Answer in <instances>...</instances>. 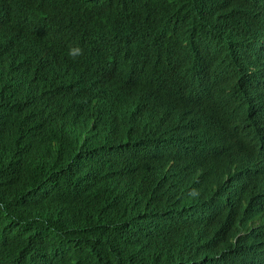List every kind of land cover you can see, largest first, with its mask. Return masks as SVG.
Returning <instances> with one entry per match:
<instances>
[{
	"label": "trees",
	"instance_id": "trees-1",
	"mask_svg": "<svg viewBox=\"0 0 264 264\" xmlns=\"http://www.w3.org/2000/svg\"><path fill=\"white\" fill-rule=\"evenodd\" d=\"M101 1L0 0L15 2L0 34L25 36L0 46V264H264V0H124L126 16L111 5L99 24L82 13ZM139 18L159 28L156 41L167 36L158 65L114 37ZM23 48L39 74L5 59ZM14 74L28 84L15 88ZM170 76L208 83L187 91ZM97 87L114 90L87 115ZM196 101L223 148L197 144L182 114Z\"/></svg>",
	"mask_w": 264,
	"mask_h": 264
},
{
	"label": "clouds",
	"instance_id": "clouds-1",
	"mask_svg": "<svg viewBox=\"0 0 264 264\" xmlns=\"http://www.w3.org/2000/svg\"><path fill=\"white\" fill-rule=\"evenodd\" d=\"M65 1V0H64ZM259 11V10H258ZM258 11L255 14V19H256V24L254 25L255 30L258 28ZM148 23L142 18H139L136 21L131 20L129 25H133L132 27L134 28H139L141 29L142 33H138L137 31V36L140 38H135L134 32L136 29H133V33H125L122 30H119L116 32L115 36L119 41H124V42H132L136 44L137 46H142L140 50V57L143 61H145L148 64L152 65H158L160 61V57L164 54L167 53L165 50V44L162 41H159V37L163 35V33L158 36V39L156 41L157 34L160 33L158 32V27L153 25V24H146ZM262 18H259V23L260 26L258 28V31L261 33H264V27L261 24ZM67 55L75 60L76 57H79L82 55V49L79 46H71L67 50ZM57 77L61 80L64 81L65 86L69 88V82L70 80H73L72 75L70 74V71L65 67H58L57 68ZM169 83L174 84L176 86L181 85L185 90L189 91L193 87L196 89H199L200 87H203L205 83L208 82H201V83H191V82H186L182 83L181 79H177L174 76L168 77ZM199 84V85H198ZM208 85V84H207ZM61 99H64V97H60ZM175 109V108H173ZM172 109V110H173ZM203 105L200 102H195V108L194 111H190L188 114L182 113L186 117V121H193V123L196 124V131L195 132V140L197 144L203 145L205 148H212V149H220L223 148V145H225L228 141V139L224 136L226 135L216 124L212 123L211 121L208 120V118L204 115L203 111ZM82 116V115H81ZM167 114L161 115V117H166ZM92 122L89 124L91 126ZM175 128L179 129L180 123L175 121ZM171 128H173V125H171ZM180 131V130H178ZM86 135V133H84ZM168 171L170 168L168 167ZM229 178V173H226L224 175V180H227ZM193 180L189 181V184H193ZM240 184L239 178L237 179V182L235 183V186L237 187ZM263 212H264V207H263ZM247 233V232H246Z\"/></svg>",
	"mask_w": 264,
	"mask_h": 264
},
{
	"label": "water",
	"instance_id": "water-1",
	"mask_svg": "<svg viewBox=\"0 0 264 264\" xmlns=\"http://www.w3.org/2000/svg\"><path fill=\"white\" fill-rule=\"evenodd\" d=\"M56 2L55 3H59V5L60 4H62L63 3V1L64 0H55ZM65 2H66V0H65ZM131 3H132V1H130ZM17 3V2H16ZM13 4H15V2H13V3H10V2H8L7 3V5H5L6 6V8L7 9H5V11H2L3 9L2 8H0V17H1V15H2V18L3 19H7L8 18V15L11 13V11H9V9H10V7L9 6H11V7H13ZM89 6L85 9V11L82 13V14H84L85 12H99V14L97 15V18H95V19H97V21L96 22H98L99 24L101 23V21L103 22V21H106L107 22V19H108V17H109V15H110V13L111 12H109V10H107V8L109 7V6H111V5H113V7H114V9H117L118 11H116V13L118 14V15H122V16H126L127 15V13H128V6L126 5V2L124 1V0H102L101 2H98V3H94V2H91V3H89L88 4ZM131 8V7H130ZM93 12V13H94ZM21 14V13H20ZM94 19V18H93ZM2 21V19L0 18V22ZM29 22L33 25V26H36V25H39V23H41V20H39V19H35V18H33V19H30L29 20ZM22 23H24V21H22L21 20V25H22ZM69 26H70V29L68 30V32H70V34H73L74 32H75V29H73V27H72V24L71 23H69ZM137 29V28H136ZM139 29V28H138ZM37 33H39V30H35ZM71 31H73V32H71ZM166 34V33H165ZM25 36H21V32H20V30L17 28V29H14V30H8V33H6V34H0V46L2 45V44H4V45H9V44H15V42L17 41V40H22L23 41V38H24ZM163 39H167V36L166 35H163ZM25 41V40H24ZM64 41H66V42H70L71 41V38H68V39H66V40H64ZM26 42V41H25ZM77 42V37H74L73 38V44H75ZM60 45H64V46H61V48L63 49V48H65L66 49V51L68 50V48L69 47H71V46H68V44H60ZM23 50H24V52H25V48H23ZM167 50V49H166ZM82 51H86V48H84ZM85 54V53H84ZM80 56H82L81 58H84V57H87L86 55L85 56H83V52H82V55H80ZM79 56V57H80ZM109 54L107 53V57L106 56H104V58H105V60L108 58V60H110L109 59ZM34 58H36V56L34 55L33 56ZM34 58H32V57H30V56H28L27 54H26V52L23 54V56H20V57H17L16 55H14L13 57H10L9 55H6L5 56V59H10L11 61H14V60H16V62H14V63H20L21 64V66H18V70H19V68H21V70L23 69H27L28 71H29V67H31V66H35V69H36V72H37V74H39V66L37 65V63H39V58H37V60H35ZM48 56H46L45 55V57H43V62L44 61H48ZM115 61V60H114ZM175 63H182V60H181V57L180 56H178V58L174 61ZM17 64H16V66H17ZM43 66H44V64H43ZM45 67V66H44ZM112 71V70H111ZM31 73V75L33 74V72H30ZM29 73V74H30ZM13 79V85H14V87L16 86V85H18V83H20V81H21V85H27L28 84V79H27V77H25V79L23 78V76H21V77H19L17 74H14L13 75V77H12ZM15 81H17V83H15ZM117 84L119 83V82H116ZM20 85V84H19ZM27 89H28V87L25 89V92H27ZM94 89H96L97 91H95V95H93L92 96V98L90 99V100H93V101H89L88 103H87V107H85L84 109H83V111L88 115V113H89V111H90V109H91V106H95V105H99V104H101L102 102H105V101H107V100H109L110 99V97H111V92L114 90L113 88H106V89H100V90H98L99 89V87H97V88H94ZM92 93H93V89L92 88H89L84 94H83V98H87L88 96H91L92 95ZM115 94H117V93H115ZM105 95H106V97H105ZM93 103H95V105L93 104ZM101 109H102V107L101 108H97V110H96V112L95 113H93V115H96V113H98L99 111H101ZM83 111H80V113L82 112V115H83V117H84V119L86 118V119H88V120H91L92 118H90V117H88V116H86V114L83 112ZM82 117V118H83ZM136 121V120H135ZM82 125H83V128L86 126V124H88L89 122H86V121H83L82 120ZM92 126H89V129L91 128ZM183 134L184 133H182V137H183V139H184V136H183ZM189 140H191V138L189 137ZM194 158V157H193ZM195 159H198L197 157H195ZM191 172H193L192 170H191ZM129 177H131L130 175H128ZM188 178H190V177H188ZM181 179V178H180ZM186 178H184V180H185ZM138 180L139 179H137L136 180V182H138Z\"/></svg>",
	"mask_w": 264,
	"mask_h": 264
},
{
	"label": "bare ground",
	"instance_id": "bare-ground-1",
	"mask_svg": "<svg viewBox=\"0 0 264 264\" xmlns=\"http://www.w3.org/2000/svg\"><path fill=\"white\" fill-rule=\"evenodd\" d=\"M55 5V4H54ZM25 7V6H24ZM28 7V6H27ZM23 8V7H22ZM21 9V8H20ZM73 10H75V8L73 9ZM3 11H5V9L3 10ZM44 11H48V8H43V11L42 12H44ZM64 19H66L65 17H64ZM53 21V20H52ZM46 27H44V28H41V29H45ZM47 28H49V27H47ZM46 28V29H47ZM45 29V30H46ZM43 36H45V35H43ZM74 36V35H73ZM264 42V37L262 38V42L261 43H263ZM135 84V83H134ZM15 88H17V87H15ZM123 118V117H122ZM129 124H133L135 127H137V124H136V122L135 121H129L128 122ZM136 150V149H135ZM143 161H139V165H141V164H143L142 163ZM131 168H135V167H131ZM241 189V187H234V195H237V193L239 192V190ZM228 196V194L227 193H225V195H224V197H227ZM187 205V204H186ZM209 207V206H208ZM205 208H206V212H207V206H205ZM222 229V228H221Z\"/></svg>",
	"mask_w": 264,
	"mask_h": 264
}]
</instances>
